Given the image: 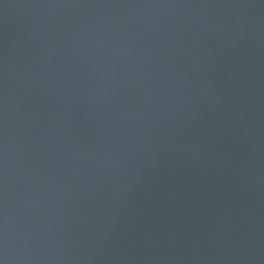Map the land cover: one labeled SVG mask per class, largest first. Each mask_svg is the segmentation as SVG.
<instances>
[{"label": "water", "instance_id": "95a60500", "mask_svg": "<svg viewBox=\"0 0 264 264\" xmlns=\"http://www.w3.org/2000/svg\"><path fill=\"white\" fill-rule=\"evenodd\" d=\"M0 264H264V0H0Z\"/></svg>", "mask_w": 264, "mask_h": 264}]
</instances>
